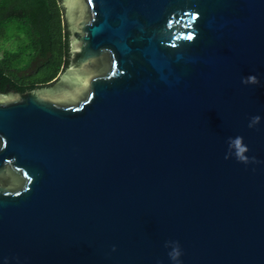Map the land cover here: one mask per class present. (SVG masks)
Returning a JSON list of instances; mask_svg holds the SVG:
<instances>
[{
	"label": "water",
	"instance_id": "water-1",
	"mask_svg": "<svg viewBox=\"0 0 264 264\" xmlns=\"http://www.w3.org/2000/svg\"><path fill=\"white\" fill-rule=\"evenodd\" d=\"M59 4L68 66L0 94V264H264V0Z\"/></svg>",
	"mask_w": 264,
	"mask_h": 264
},
{
	"label": "trees",
	"instance_id": "trees-1",
	"mask_svg": "<svg viewBox=\"0 0 264 264\" xmlns=\"http://www.w3.org/2000/svg\"><path fill=\"white\" fill-rule=\"evenodd\" d=\"M59 1L0 0V42L20 43L18 51L4 49L0 71H21L34 86L44 87L66 69L69 35Z\"/></svg>",
	"mask_w": 264,
	"mask_h": 264
},
{
	"label": "clouds",
	"instance_id": "clouds-1",
	"mask_svg": "<svg viewBox=\"0 0 264 264\" xmlns=\"http://www.w3.org/2000/svg\"><path fill=\"white\" fill-rule=\"evenodd\" d=\"M242 83L244 84H258L259 80L257 79L256 76L254 75H250L248 77H246ZM260 117L259 116H255L251 119V122L249 123V127H254L255 125L259 124L260 122ZM249 151V149L247 148V146L244 144L243 142V137L237 136L234 139H230L229 140V153L233 154L236 157V159L241 162V163H249V158L248 156H246L245 154ZM229 158V154L225 156V159ZM253 163H255V158L252 159ZM169 245H172L171 247V251L169 252V257L173 262H177L179 260V257L181 256V251L179 248L178 243H172L170 242ZM166 245V246H169Z\"/></svg>",
	"mask_w": 264,
	"mask_h": 264
},
{
	"label": "flooded vegetation",
	"instance_id": "flooded-vegetation-1",
	"mask_svg": "<svg viewBox=\"0 0 264 264\" xmlns=\"http://www.w3.org/2000/svg\"><path fill=\"white\" fill-rule=\"evenodd\" d=\"M6 44L8 43H4L1 46L0 59L2 58L4 49H6ZM39 88L42 87L34 86L31 82V77L26 76L24 74L21 75V71L17 72L14 69L8 70L4 68L1 69L0 71V94H6V93L25 94L35 91Z\"/></svg>",
	"mask_w": 264,
	"mask_h": 264
},
{
	"label": "rangeland",
	"instance_id": "rangeland-1",
	"mask_svg": "<svg viewBox=\"0 0 264 264\" xmlns=\"http://www.w3.org/2000/svg\"><path fill=\"white\" fill-rule=\"evenodd\" d=\"M2 45L3 43L0 42V48ZM19 46L20 43L18 41H16L15 39H9L8 44H6V49L18 51Z\"/></svg>",
	"mask_w": 264,
	"mask_h": 264
}]
</instances>
